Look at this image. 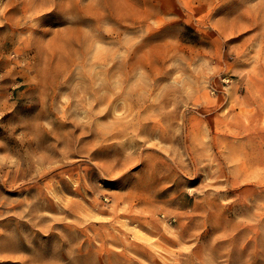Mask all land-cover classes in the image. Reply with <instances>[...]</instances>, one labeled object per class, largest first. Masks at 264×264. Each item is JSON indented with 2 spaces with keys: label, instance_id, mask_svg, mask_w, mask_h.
<instances>
[{
  "label": "rangeland",
  "instance_id": "rangeland-1",
  "mask_svg": "<svg viewBox=\"0 0 264 264\" xmlns=\"http://www.w3.org/2000/svg\"><path fill=\"white\" fill-rule=\"evenodd\" d=\"M0 264H264V0H0Z\"/></svg>",
  "mask_w": 264,
  "mask_h": 264
}]
</instances>
